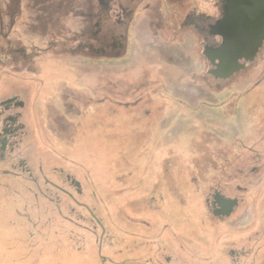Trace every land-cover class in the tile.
<instances>
[{
	"label": "rangeland",
	"instance_id": "1",
	"mask_svg": "<svg viewBox=\"0 0 264 264\" xmlns=\"http://www.w3.org/2000/svg\"><path fill=\"white\" fill-rule=\"evenodd\" d=\"M96 1L0 0L4 33L21 36L17 48L32 51L31 58L19 53L12 68L0 71V98L25 96L36 125L31 155L47 157L50 172L64 169L80 179L82 201L103 226L121 227L125 215L140 211L190 209L182 195L200 193L191 184H202L233 104L250 108L252 74L222 88L203 76L205 44L194 23L180 28L192 0H152L151 9L149 0L141 3L166 57L153 41L135 36L137 24L123 30L126 40L111 45L114 51L102 40L71 41V35L96 31L99 16H88ZM190 82L207 93L192 94L198 103L201 97L215 105L232 102L215 116L204 115L177 94ZM36 192L14 182L0 186V264H98L91 249L102 231L96 232L90 214L66 197L51 201Z\"/></svg>",
	"mask_w": 264,
	"mask_h": 264
},
{
	"label": "flooded vegetation",
	"instance_id": "2",
	"mask_svg": "<svg viewBox=\"0 0 264 264\" xmlns=\"http://www.w3.org/2000/svg\"><path fill=\"white\" fill-rule=\"evenodd\" d=\"M142 1L92 2L94 12L88 16L91 19L99 16L96 31L71 35L70 40H102L111 43V46L126 40L127 34L123 30L137 24L135 36L147 42L153 41L154 50L166 57L169 55L167 47L165 51L164 46L158 44L161 34L155 31L151 16L148 11L146 14L140 12ZM149 2L150 9L155 7L154 1ZM229 3L230 0H222L223 17L214 25L208 24L204 17L193 19V13L182 20V29L193 27L194 23L196 35L205 44V54L223 43L218 44L214 37L220 35L217 28L225 20ZM0 24V71H6L13 67L12 62L17 61L19 53L29 58L32 51L27 46L25 49L17 48L16 41L22 40L21 36L4 33L1 14ZM178 35L181 37L180 33ZM44 41L47 44L48 37ZM114 50L111 46L110 51ZM240 64L242 68L232 76L217 78L211 73L216 68L208 60L207 70L202 73L220 88L250 73L252 98L250 108L242 109L239 102H235L234 115L225 116L230 119L226 125L229 128L223 130L218 147L212 149L209 146L208 150L212 149L215 155L205 163L202 184H191L200 193L182 195V201L186 200L190 209L140 211L136 216L125 215V224L121 227L103 226L95 210L82 201L85 195L80 179L64 169L54 168L50 172L45 163L47 157L41 155L35 158L31 155L29 148L35 136V119L31 122V108L25 96L13 92L0 98V186L12 182L34 186L36 198L60 201V198L66 197L87 211L94 224H100L94 225L96 232L98 229L102 231L95 243L97 246L91 249L94 263L264 264V42L253 61L241 60ZM188 84L183 85L185 88L181 92L177 89V94L192 100L196 110L202 107L204 115L215 116L213 112L232 102V99L225 102L219 99L215 105L213 102L206 103L201 97L204 103L200 100L198 103L197 95L207 93L194 82H190V86ZM194 92L196 98L192 96ZM217 116L220 118V115ZM207 127L209 134L210 124ZM213 170L216 172L213 173ZM67 184L73 187L74 193L66 188ZM170 197L171 204L177 203L176 197ZM194 206L200 209H194Z\"/></svg>",
	"mask_w": 264,
	"mask_h": 264
},
{
	"label": "water",
	"instance_id": "3",
	"mask_svg": "<svg viewBox=\"0 0 264 264\" xmlns=\"http://www.w3.org/2000/svg\"><path fill=\"white\" fill-rule=\"evenodd\" d=\"M221 46L206 51L217 78L239 71L241 60L253 61L264 42V0H230L225 20L217 28Z\"/></svg>",
	"mask_w": 264,
	"mask_h": 264
},
{
	"label": "clouds",
	"instance_id": "4",
	"mask_svg": "<svg viewBox=\"0 0 264 264\" xmlns=\"http://www.w3.org/2000/svg\"><path fill=\"white\" fill-rule=\"evenodd\" d=\"M221 2L222 0H192L191 13L197 18H206L208 24L214 25L223 17ZM214 40L220 44L223 42V37L216 35Z\"/></svg>",
	"mask_w": 264,
	"mask_h": 264
},
{
	"label": "trees",
	"instance_id": "5",
	"mask_svg": "<svg viewBox=\"0 0 264 264\" xmlns=\"http://www.w3.org/2000/svg\"><path fill=\"white\" fill-rule=\"evenodd\" d=\"M81 183H82V182H81ZM82 188H83V184H82ZM95 225H97V226L99 225V226H100V224H96V223H95Z\"/></svg>",
	"mask_w": 264,
	"mask_h": 264
}]
</instances>
